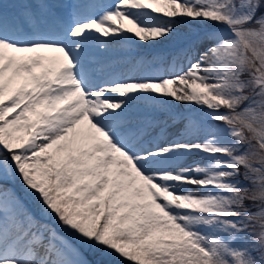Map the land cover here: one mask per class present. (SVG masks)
Here are the masks:
<instances>
[{"label":"snow or ice","instance_id":"snow-or-ice-1","mask_svg":"<svg viewBox=\"0 0 264 264\" xmlns=\"http://www.w3.org/2000/svg\"><path fill=\"white\" fill-rule=\"evenodd\" d=\"M0 264H264V0H0Z\"/></svg>","mask_w":264,"mask_h":264},{"label":"rangeland","instance_id":"rangeland-1","mask_svg":"<svg viewBox=\"0 0 264 264\" xmlns=\"http://www.w3.org/2000/svg\"><path fill=\"white\" fill-rule=\"evenodd\" d=\"M20 186H21V185H20L19 183H17L16 186L9 185V187H14L16 192H17V191H20V190H19V189H20V188H19ZM17 194H18V192H17ZM21 196H23V192H21Z\"/></svg>","mask_w":264,"mask_h":264}]
</instances>
